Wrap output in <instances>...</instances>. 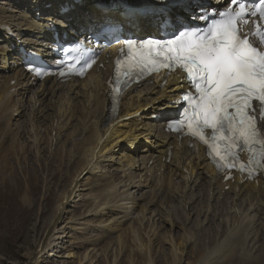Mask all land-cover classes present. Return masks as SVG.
Masks as SVG:
<instances>
[{"label": "bare ground", "instance_id": "6f19581e", "mask_svg": "<svg viewBox=\"0 0 264 264\" xmlns=\"http://www.w3.org/2000/svg\"><path fill=\"white\" fill-rule=\"evenodd\" d=\"M62 1L0 0V142L16 138L19 151L10 146L13 153L36 148L44 159L54 153L55 143H71L82 160L56 198L53 213L47 217L45 211L41 227L33 226L36 232L46 224L48 229L38 247L25 253L24 263L109 264V255L118 250L121 257L126 255L120 262L130 264L139 255L140 264H154L155 249L168 253L171 261L164 264H264V183L223 182L201 146L186 151L150 120L153 113L174 109L177 77L163 89L142 85L128 93L111 117L106 71H91L85 79L68 83L49 80L38 85L9 67L12 44L45 48L42 39L50 33L44 23L51 16L44 2L58 6ZM68 1L74 9L64 16L68 24L57 22L62 29L88 32L105 16L122 20L120 14L96 9L93 0ZM51 11L55 15L59 9ZM139 21L141 27L152 26L151 21ZM7 24L18 31L17 39L5 34ZM13 79L16 83L11 84ZM2 144L1 151L6 146ZM7 159L6 154L0 159L4 169ZM69 208L81 211L71 215ZM77 237L90 245L80 253L74 251Z\"/></svg>", "mask_w": 264, "mask_h": 264}, {"label": "snow or ice", "instance_id": "6c2138e0", "mask_svg": "<svg viewBox=\"0 0 264 264\" xmlns=\"http://www.w3.org/2000/svg\"><path fill=\"white\" fill-rule=\"evenodd\" d=\"M196 19L205 26L180 27L167 39L125 40L124 60L141 72L181 71L190 88L169 128L186 129L218 165L264 169V0H229L225 10L205 9ZM75 52L67 50L68 62L57 69L61 75L64 67H74L73 61L81 70L95 63L90 57L81 63L83 49ZM120 65L118 59L117 73ZM244 150L247 163L239 160Z\"/></svg>", "mask_w": 264, "mask_h": 264}, {"label": "rangeland", "instance_id": "374dc122", "mask_svg": "<svg viewBox=\"0 0 264 264\" xmlns=\"http://www.w3.org/2000/svg\"><path fill=\"white\" fill-rule=\"evenodd\" d=\"M13 140H10L8 136L4 140V144L0 142V145H6L4 150H0V156L2 157L3 154H6L9 163L5 164H8V168L4 169L3 164L1 165L4 162H0V264H25V253L28 250H35L38 247L37 244L40 243V236L46 233V229H48L46 228V224L44 228L38 229L39 232L37 231V233L33 230V226L37 228L41 227L42 222L45 220V211L48 212L47 217L53 213L56 198L61 192H65L64 188L71 182L76 170L79 171L82 166L78 148L71 143L65 147H62L61 143H55L53 145L55 150L52 154H50V150L48 153L47 149H44L45 151L43 153H48H46L47 156L44 159L43 154L40 156L35 152L36 148L25 154L18 152L19 147L18 145L16 146L17 142H13ZM10 146L18 149L17 154L13 153L12 149L10 150ZM58 148L59 151H57ZM5 170L7 171L5 172ZM75 178L76 180L78 179V173ZM47 186L48 189H46ZM69 210H71V215L74 212L81 211L80 208L76 210L69 208ZM100 232L102 231H98L96 234ZM173 232L177 236L180 232L179 227H175ZM110 233L108 232V234ZM112 235L115 236V234ZM79 240L81 239L77 237V240L73 244L74 247L76 246L74 251L78 250L80 253L84 251L85 247L87 248L90 245H86V243ZM164 253L154 249L151 254L153 263L164 264L165 262L168 263V261H171L168 253ZM114 254L118 257V260L114 258ZM118 254H120L118 250L111 252V255H109L110 258L108 257L109 264H124L125 262L129 264L127 260L120 262L121 258L126 259V255L121 257V254ZM131 259L130 264H140L138 262L141 260L139 255H135V258ZM75 261H77V258H74ZM103 262L105 263V260Z\"/></svg>", "mask_w": 264, "mask_h": 264}]
</instances>
